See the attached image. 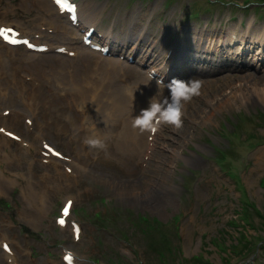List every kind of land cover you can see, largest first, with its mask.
Here are the masks:
<instances>
[{"label":"rangeland","instance_id":"1","mask_svg":"<svg viewBox=\"0 0 264 264\" xmlns=\"http://www.w3.org/2000/svg\"><path fill=\"white\" fill-rule=\"evenodd\" d=\"M74 1L80 7L85 3L101 15L97 27L111 29L113 42L121 41L127 30L135 37L143 29L144 42L138 50V57L149 55L154 68L164 60L165 50L157 41L163 29L168 32L173 25L179 26L177 39L181 53L177 54L176 50L169 60L181 57L186 66L187 58L184 56L191 52L184 48L190 43L191 29L225 33L241 21L244 27L250 19L253 26L264 24V0H155L146 5L131 0ZM37 3L38 0H0V9L12 12L31 34L38 32L40 24L57 28L58 31L45 33L46 37L39 41L51 45L53 50L69 44V39L73 40L70 45L80 42L82 34L79 28L72 27L54 8L52 14L43 15ZM193 14H197L196 20L190 19ZM145 47L152 51L146 54ZM13 51L14 60L31 57L45 62L44 59L54 60L58 56L53 54L54 51L50 54H31L23 48ZM188 65L192 72L180 74L177 66L173 72L180 74L177 76L179 79H199L202 87L199 95L185 104L180 128L162 125L154 141H149V131H143L142 150H131L129 154L119 152L118 162L115 153L106 159L98 150L91 153L85 147V136L81 153L91 155L86 163L87 169L80 173L74 187L70 189L62 180V191L55 192L52 191L55 182L46 183L45 179L52 177L55 180L58 172H52V166L42 168V144L71 155L72 148L69 139L65 138V122L60 109L62 102L57 104V100L62 101L63 94L61 91L54 93L41 84L35 73L20 62L7 65L5 71L14 75L16 84H19L15 86L25 91L28 99V102L24 98L17 99L16 110L29 111V105L35 115L28 113L32 120L30 123H33V126L28 125L29 133L23 120L12 126L7 124L19 138L27 137L23 140L28 141L33 150L28 151L29 157L17 166L11 162V155L26 150L8 145L0 154V180L12 182L8 188H0V242L7 240L16 252L21 250L28 264H62L61 248L71 250L77 256L80 254L86 262L97 260L99 264H188V260L199 255L209 258L212 264H264V104L255 97L250 101L239 97V92L254 82L258 86L263 84L264 69L232 73L234 67H228L218 74L216 68L209 65ZM130 67L136 72L132 74L135 77L130 83H145L148 78L144 70ZM248 76H251L249 83L244 85L241 80ZM31 77L42 89L33 86ZM153 83L156 94L167 95V89ZM22 85L26 89L20 87ZM230 92L235 93L231 96ZM38 137L43 139L42 144ZM152 142L154 148L149 150ZM219 149L234 155L236 161L230 169L240 176L244 196L214 162L215 150ZM6 156H11V160ZM123 157L128 158L125 165L119 163ZM15 172L21 175L14 176ZM29 189L31 201L25 203L22 194L28 197L25 192ZM67 197L74 200V209L80 214L82 244H71L68 229L54 228L53 217ZM246 202L254 205L255 209L246 207ZM26 207L46 212L44 217L36 220L35 227L30 225L31 215H24ZM127 212L157 218L165 224L149 238L134 237L127 242L121 237V232H129ZM99 214L106 221L118 216L110 223L116 232L104 233L91 223ZM176 217L179 218L181 237L178 246L183 250L179 258L165 251L164 260L157 259L153 250H165L163 244L172 239L169 236L167 239V234L171 233L172 220ZM231 220L237 226L231 225ZM37 231L45 234L46 243L35 237ZM243 239L245 242L249 240L247 249L243 247ZM218 240L225 242L219 249L212 244ZM233 242L236 246L243 243L235 248L237 253L240 252L237 256L229 249ZM231 255L233 257L226 263L221 259ZM0 261V264H5L1 250Z\"/></svg>","mask_w":264,"mask_h":264},{"label":"bare ground","instance_id":"2","mask_svg":"<svg viewBox=\"0 0 264 264\" xmlns=\"http://www.w3.org/2000/svg\"><path fill=\"white\" fill-rule=\"evenodd\" d=\"M38 8L43 10V15L52 14V7H49L46 0H38ZM77 13L80 16V20L82 19L86 26L97 25L100 22L99 18L101 15L96 10L86 6L85 3L77 9ZM0 19L2 21H7V19H12L13 21L15 19L12 23L18 28L20 35L28 33L23 28V22L6 9L0 11ZM6 28H9V26H6ZM106 30L108 32L105 39H109L111 29ZM40 32L41 30L37 34L41 35L42 33ZM142 33L140 32L138 38H141ZM164 34L165 32H163ZM200 35L197 38L198 45H200L199 49L203 46V35ZM22 38H26V36ZM126 41H128V37L124 42ZM94 43L96 46L99 45L98 41ZM205 47L209 53L211 51L214 53L223 52L226 57L230 55L238 57L243 52L255 48L257 49V61L262 63L261 68L264 69V24L260 27L253 26L252 19H250L245 28H242V26L240 28L239 24L236 25L222 40L216 41L213 36V39L209 40ZM113 50L118 49L114 48ZM203 53L209 55L205 52ZM75 56L76 58L73 60L57 56L54 57V60L44 59L45 62L35 61L31 57L14 60V51L6 45L0 44V110H7L8 108L11 110L8 118H0V124H5L4 132H7L6 129L9 127L7 124L11 126L18 124L20 119L28 116V113L35 115L34 111L30 110L29 105H27L29 111L27 110L24 114L16 111V100L24 98L28 102V99L27 97L25 98L26 92L17 91L14 76L10 75L6 81L1 79L2 76H6L5 67L18 61L23 67L32 70L41 84L46 85L54 93L62 92V101L57 100V104L62 102L60 109L62 110V119L65 122L66 129L69 132L73 128L75 130L73 142L75 146L77 145V151L83 147L81 139L85 136L88 139L94 136L100 137L104 141L105 146L101 149L88 145L89 149L93 151L100 150L102 156H111L115 153L117 162L119 152H128L129 154L131 150L141 151L143 131L132 127V117L136 116L140 109L147 106L150 97H156L157 94L154 92L151 81L149 82L148 80L145 84L130 83L135 77L132 74H136L133 68L112 59L102 58L82 47L77 49ZM7 59H11L12 61L7 62ZM173 66H177L180 73L187 72L180 60L174 62ZM171 72L175 76L173 69ZM250 77L242 79L241 82L244 85L248 84ZM252 79L254 80V78ZM261 82L263 84L260 86L256 85L257 82H254L251 87L249 86L244 91H240L239 97L242 100L248 98V101L255 97L264 104V77ZM129 83L131 86H129ZM40 88L42 89V86ZM234 93L230 92L229 94L233 96ZM82 124L87 126V128H81L80 132L76 133ZM8 145H12V143L0 136V154ZM11 156L13 157L12 160L9 158ZM11 156H6V158L9 161L11 160L14 166H17L21 162L23 164L26 158L29 157L28 151ZM76 158L80 162H84L86 159L80 152L76 154ZM73 159L75 158L73 157ZM123 159L119 163L125 165L128 158L123 157ZM75 169L77 168L75 167ZM28 181L29 178L26 179L27 184H29ZM9 183L12 182H2L0 180V188H8L10 186ZM68 184L70 186L69 182ZM25 187L30 188L29 185H25ZM25 193H28V197L25 198L24 193L22 196L26 200L25 203H29L31 201V189L26 190ZM41 213L42 211H34L33 209H29V207L24 209V215H31L30 225H35V220L41 216ZM8 257L9 261H13L15 254L14 256L13 254L10 256L3 255V260L5 258L6 261ZM0 263L2 262L0 261Z\"/></svg>","mask_w":264,"mask_h":264},{"label":"clouds","instance_id":"3","mask_svg":"<svg viewBox=\"0 0 264 264\" xmlns=\"http://www.w3.org/2000/svg\"><path fill=\"white\" fill-rule=\"evenodd\" d=\"M155 80L158 87L167 89V95L150 97L147 106L140 109L132 117V127L141 131H155L162 125L182 126L184 107L194 96L199 95L202 87L201 81L195 77L188 79L172 78L165 84L162 76L155 71L149 75V82ZM133 95V94H132ZM94 148H103L104 141L98 137H90L85 141Z\"/></svg>","mask_w":264,"mask_h":264},{"label":"trees","instance_id":"4","mask_svg":"<svg viewBox=\"0 0 264 264\" xmlns=\"http://www.w3.org/2000/svg\"><path fill=\"white\" fill-rule=\"evenodd\" d=\"M234 155L231 157L229 151L227 152L226 150H223L221 153L217 154V158L219 159L220 162L224 163L226 161L227 158H233ZM235 158V157H234ZM247 207V206H246ZM248 209V208H247ZM144 224L145 229L142 231V234L144 235V237L149 238L151 237V235H153L152 233H158L163 225L154 221V220H142L141 221ZM230 223H232L231 225L235 224L232 222V220L230 221ZM169 237H172V239H168ZM243 237V236H242ZM241 237V238H242ZM167 239L169 242L163 244V247H165V250L162 249H154L153 252L156 251V258L157 259H162V257L166 254L165 251H168L169 253L171 252V256L172 257H176L179 255V247H178V240L176 238L175 235V228L174 226H172L171 228V233L168 235L167 234ZM243 241L245 242V239H243ZM225 244V242L222 241H216L214 242V246L216 248L219 249V247L223 246ZM234 245L229 246V249L231 251V254H234L235 256H237L239 253L236 252L235 248H237L239 245H242L243 243L239 244L236 246L235 243L233 242ZM264 246V245H263ZM245 249H247L249 247V240L247 242H245L244 246ZM231 256H225L224 258L221 257V259L224 261V263H226L227 261H229V259H231ZM209 259H205L202 256H196L190 260H188V264H212L208 261Z\"/></svg>","mask_w":264,"mask_h":264},{"label":"snow or ice","instance_id":"5","mask_svg":"<svg viewBox=\"0 0 264 264\" xmlns=\"http://www.w3.org/2000/svg\"><path fill=\"white\" fill-rule=\"evenodd\" d=\"M56 2H57L58 4H60V3H61V0H56ZM0 35H3V32H2V31H0Z\"/></svg>","mask_w":264,"mask_h":264}]
</instances>
